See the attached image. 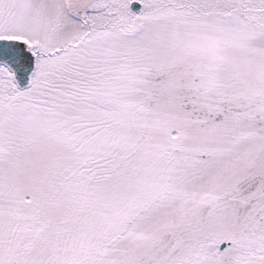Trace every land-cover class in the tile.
<instances>
[{"label": "snow or ice", "instance_id": "snow-or-ice-1", "mask_svg": "<svg viewBox=\"0 0 264 264\" xmlns=\"http://www.w3.org/2000/svg\"><path fill=\"white\" fill-rule=\"evenodd\" d=\"M0 264H264V0H0Z\"/></svg>", "mask_w": 264, "mask_h": 264}]
</instances>
